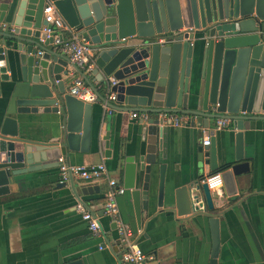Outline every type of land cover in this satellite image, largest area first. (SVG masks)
<instances>
[{
    "label": "water",
    "instance_id": "1",
    "mask_svg": "<svg viewBox=\"0 0 264 264\" xmlns=\"http://www.w3.org/2000/svg\"><path fill=\"white\" fill-rule=\"evenodd\" d=\"M47 5L95 48L89 75L99 88L91 86L86 74L81 78L97 101H103V90L115 95L110 106L119 105L114 108L119 112L189 114L203 118L205 127L210 121H229L236 130L234 153L221 177L226 197H232L226 183L248 172L242 161L244 123L264 122V0H0V23L7 25L0 31V95L6 98L0 122V197L9 194L14 177L50 165L57 145L16 140V117L64 116L60 146L74 151L78 140L88 142L90 105L64 94L61 80L67 67L78 70L51 45L54 33L42 32L51 29L42 20ZM159 38L162 44L156 43ZM193 73L198 81L189 96L198 110H187L186 82ZM109 77L114 81L110 87ZM156 133L155 126L144 128L143 154L123 168L122 188L129 191L137 228L156 164ZM214 155L212 148L203 154L210 167L205 176L216 173ZM162 171L157 165L159 206ZM215 198L204 184L182 185L173 190L168 208L177 216L205 220L208 264H216L219 250Z\"/></svg>",
    "mask_w": 264,
    "mask_h": 264
},
{
    "label": "crops",
    "instance_id": "2",
    "mask_svg": "<svg viewBox=\"0 0 264 264\" xmlns=\"http://www.w3.org/2000/svg\"><path fill=\"white\" fill-rule=\"evenodd\" d=\"M65 70L67 75L61 76V80L64 94H67L71 82L81 78V73L70 67ZM196 75H190L186 82L187 110H198L189 96L196 87ZM86 78L92 87L99 88L92 82L91 75ZM101 94L106 97L105 91ZM88 105V142L81 144L78 140L74 151L60 146L64 116L33 114L16 117V140L57 145L51 151L50 165L14 177L9 194L0 197V264H122L119 252L109 243L115 238L114 226L102 211L105 180L73 179L59 184L55 158L62 157L72 165L103 163L107 176L122 187L124 166L143 154L145 127L126 122L117 112H104L97 102ZM5 106L6 98L2 94L0 122L5 116ZM118 107L114 105V108ZM182 115L186 120L179 128L157 127L156 164L151 167L146 204L140 209L139 228L129 191L124 190L116 198V206L120 221L129 228L134 244L144 254H154L160 264H208L210 236L205 220L198 216H177L168 208L173 190L199 183L210 173L208 158L203 154L211 148L215 153L216 173L221 177L222 167L233 160L236 130L228 124L214 132L213 121L205 127L203 118ZM154 117L151 114V118ZM206 136L209 145L202 147L201 141ZM101 139H105L104 142ZM242 161L248 164L247 174L232 177V185L226 183L228 191L233 190L234 195L226 197L222 177L221 188L212 193L216 197L215 212L219 214L216 264H264V122L244 123ZM157 165L163 169L160 206ZM76 203L97 218L103 231L101 238L90 235L74 211ZM101 244L104 248L98 250Z\"/></svg>",
    "mask_w": 264,
    "mask_h": 264
},
{
    "label": "built area",
    "instance_id": "3",
    "mask_svg": "<svg viewBox=\"0 0 264 264\" xmlns=\"http://www.w3.org/2000/svg\"><path fill=\"white\" fill-rule=\"evenodd\" d=\"M42 20L45 24H48L51 27V29L43 27L42 32L46 35H49L51 32L54 33L51 45L64 55L67 60L76 67L78 72L89 75L94 68L93 56L95 54V48L80 37H77L70 29H68L51 5H47L42 10ZM5 29L6 25L0 23V31H4ZM163 42L164 40L161 38L156 39L157 44H162ZM40 54V52H37L36 55L39 56ZM113 85L114 81L111 78L108 79V86L110 87ZM67 94L85 104H93L97 102L100 104L104 112L108 114L117 112L123 116L126 122L142 127L155 126L159 128H179L186 120L182 114H175L172 112L154 114V119L151 118V114L145 112H119L110 106L115 102V95L113 93L108 92L103 101H97L92 90L80 77L71 82ZM228 124L229 121L227 119L215 120L212 130L214 132L220 131L228 126ZM203 132L204 131H202V133ZM208 145L209 139L208 136H206L202 139L201 146L207 147ZM56 168L59 184H66L73 179L85 182L105 180L106 186L102 192V211L104 216L109 218L114 226L115 238L110 240L109 243L119 252V258L122 264H160L159 259L154 254H144L138 246L134 244L131 231L120 221L116 206V198L123 194L124 189L117 185L116 180L110 179L107 176L103 163L89 166L72 165L65 162L62 157H58L56 159ZM199 183L204 184L207 190L211 193L218 191L222 186V180L219 173L204 176ZM74 211L78 214L80 220L86 225L90 235L96 239L101 238L103 231L97 218L88 212L80 203L74 205ZM102 248H104L103 244L98 246V250H101Z\"/></svg>",
    "mask_w": 264,
    "mask_h": 264
}]
</instances>
